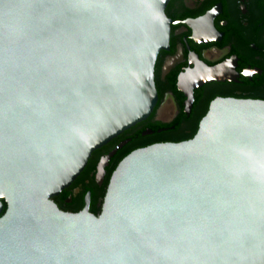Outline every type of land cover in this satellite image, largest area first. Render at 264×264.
<instances>
[{"label":"water","instance_id":"water-1","mask_svg":"<svg viewBox=\"0 0 264 264\" xmlns=\"http://www.w3.org/2000/svg\"><path fill=\"white\" fill-rule=\"evenodd\" d=\"M169 1L0 0V264H264V100L130 152L98 215L53 199L152 112Z\"/></svg>","mask_w":264,"mask_h":264},{"label":"flooded vegetation","instance_id":"flooded-vegetation-1","mask_svg":"<svg viewBox=\"0 0 264 264\" xmlns=\"http://www.w3.org/2000/svg\"><path fill=\"white\" fill-rule=\"evenodd\" d=\"M167 47L157 53V102L149 116L92 152L81 173L54 201L66 211L100 214L110 177L130 152L191 139L219 97L264 100V0H170ZM111 155L104 172L99 166ZM7 210L5 198L0 199Z\"/></svg>","mask_w":264,"mask_h":264}]
</instances>
